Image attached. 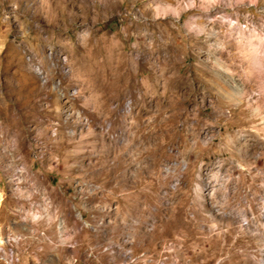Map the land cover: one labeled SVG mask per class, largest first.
Here are the masks:
<instances>
[{
	"label": "rangeland",
	"instance_id": "obj_1",
	"mask_svg": "<svg viewBox=\"0 0 264 264\" xmlns=\"http://www.w3.org/2000/svg\"><path fill=\"white\" fill-rule=\"evenodd\" d=\"M0 264H264V0H0Z\"/></svg>",
	"mask_w": 264,
	"mask_h": 264
}]
</instances>
